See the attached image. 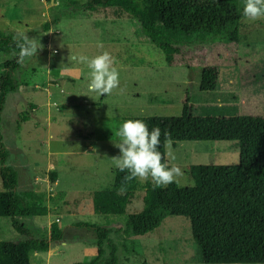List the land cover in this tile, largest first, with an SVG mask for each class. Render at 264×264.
Wrapping results in <instances>:
<instances>
[{"label": "rangeland", "instance_id": "obj_1", "mask_svg": "<svg viewBox=\"0 0 264 264\" xmlns=\"http://www.w3.org/2000/svg\"><path fill=\"white\" fill-rule=\"evenodd\" d=\"M62 1L0 0V32L15 37L22 32L43 46L37 56L9 72L15 91L5 95L0 116V135L8 151L5 160L16 173L17 193L31 191L48 208V214L31 226L47 238L51 230L62 231L61 243L40 255L43 264L89 262L96 255L95 232L89 226L114 231L124 227L130 215L143 210L147 182L154 185L151 180H133L131 200L120 214H80L82 198L113 186L117 168L111 158L120 154L115 147L119 141L103 136V123L120 117L179 116V99L186 90L198 88L201 76L199 68L168 66L159 49L139 40L146 29L134 26L130 15L117 7H96L85 18H62L46 31L51 7ZM133 1L139 9L146 8V0ZM243 5L244 0H238L240 62L219 68L216 90L241 92L245 114L264 113V20H245ZM11 10L15 16L8 15ZM103 51L115 57L120 87L99 96L88 90L87 65L68 57L92 58ZM11 53L0 52V63ZM27 117L32 125L21 124ZM14 138L25 142L24 154L11 144ZM170 150L175 159L164 147L165 162L182 169L183 176L175 183L182 188L195 185V167L239 161L238 148L227 141H178ZM4 235L0 221V238ZM137 239L140 255L132 238L111 237L120 264H186L179 260L181 253L184 259L189 254V225L184 219L166 218L152 234ZM162 241L167 255L159 248ZM104 248L106 257L109 245L105 243Z\"/></svg>", "mask_w": 264, "mask_h": 264}, {"label": "trees", "instance_id": "obj_2", "mask_svg": "<svg viewBox=\"0 0 264 264\" xmlns=\"http://www.w3.org/2000/svg\"><path fill=\"white\" fill-rule=\"evenodd\" d=\"M50 1V0H49ZM238 0H146L141 10L133 0H63L52 6L49 23L62 18H85L96 7H117L128 13L136 27L147 31L142 43L159 49L166 64L175 68H199L196 90L183 92L181 112L175 117H120L105 121L103 136L119 141L116 133L123 122L140 119L149 129H161L160 151L164 154V135L178 141H227L238 148L235 165H202L193 168L195 185L164 188L147 182L144 208L130 215L128 223L112 230H94L96 255L87 263L120 264L112 236L132 238L140 255L138 237L150 235L166 218H182L189 225L186 247L189 254L179 260L186 264H264V113H244L241 92L217 91L219 68L236 67L239 62ZM15 16L14 10L8 12ZM15 36L0 32V52L17 54ZM17 57L0 63V116L5 95L15 91L9 72L19 67ZM7 149L0 135V221L5 235L0 238V261L5 264H43L40 255L61 243L62 231L43 236L31 222L48 214L43 201L31 191H16L17 176L5 166ZM126 172L115 171L109 190H96L82 198L80 214H120L131 200V182ZM53 176V175H52ZM123 186L124 191H120ZM109 245L105 257L104 244ZM165 255V241L159 245ZM169 252V251H168Z\"/></svg>", "mask_w": 264, "mask_h": 264}, {"label": "clouds", "instance_id": "obj_3", "mask_svg": "<svg viewBox=\"0 0 264 264\" xmlns=\"http://www.w3.org/2000/svg\"><path fill=\"white\" fill-rule=\"evenodd\" d=\"M243 18L250 22L264 20V0H244ZM18 54L13 51L11 55H5L4 60L17 57V63L23 64L26 60L37 56L43 50L40 40L19 33L15 38ZM97 47L103 48L102 43ZM77 63L86 64L89 71V92L99 96L110 95L120 87V72L116 67L115 57L108 51H103L95 57L84 55L68 57ZM119 143L115 147L119 149V155L112 157L114 166L121 172H126V182L138 180L147 182L151 180L155 187L164 188L173 183H179L183 176L182 169L178 166H169L165 162V156L160 151L161 129L153 127L149 129L147 123L140 119H129L122 123L117 133ZM163 145L169 149L167 155L175 159L171 152L173 139L168 132L163 133ZM7 166V162H5ZM120 191H124L123 186Z\"/></svg>", "mask_w": 264, "mask_h": 264}, {"label": "crops", "instance_id": "obj_4", "mask_svg": "<svg viewBox=\"0 0 264 264\" xmlns=\"http://www.w3.org/2000/svg\"><path fill=\"white\" fill-rule=\"evenodd\" d=\"M33 96H34V94H33ZM35 98H37V96L35 97ZM33 102H34V100H32ZM30 102V101H29ZM33 102H30V104H29V107L30 108H33V106H34V103ZM32 118V117H31ZM30 122H32L31 121V119H30V117L28 118H26L25 120H23L22 122H21V124L22 123H25V124H29ZM20 124V125H21ZM30 125H32L31 123H30ZM25 142L24 141H21V140H19V139H17V138H14V140L13 141H11V144L12 145H14V147H16V148H18V149H20V152L21 153H25L24 152V150H22V148L24 147L22 144H24ZM49 144V143H48ZM51 163H49V165H50ZM53 168L55 169V165L53 164Z\"/></svg>", "mask_w": 264, "mask_h": 264}, {"label": "water", "instance_id": "obj_5", "mask_svg": "<svg viewBox=\"0 0 264 264\" xmlns=\"http://www.w3.org/2000/svg\"><path fill=\"white\" fill-rule=\"evenodd\" d=\"M50 2L52 3V0H50Z\"/></svg>", "mask_w": 264, "mask_h": 264}]
</instances>
